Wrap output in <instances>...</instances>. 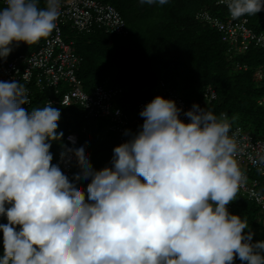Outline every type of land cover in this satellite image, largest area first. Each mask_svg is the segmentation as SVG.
Wrapping results in <instances>:
<instances>
[{"label": "clouds", "instance_id": "clouds-1", "mask_svg": "<svg viewBox=\"0 0 264 264\" xmlns=\"http://www.w3.org/2000/svg\"><path fill=\"white\" fill-rule=\"evenodd\" d=\"M219 3L234 20L264 10V0ZM60 15L61 0H3L0 58L14 42L48 37ZM28 102L22 83L0 81V264H264V241L253 243L247 218L227 208L247 181L230 135L235 117L193 104L185 123L174 100L156 96L111 167L94 170L85 147L62 145L61 161L74 155L81 169L70 182L50 152L63 137L60 111L48 102L29 113ZM251 163L264 172V155Z\"/></svg>", "mask_w": 264, "mask_h": 264}, {"label": "trees", "instance_id": "trees-1", "mask_svg": "<svg viewBox=\"0 0 264 264\" xmlns=\"http://www.w3.org/2000/svg\"><path fill=\"white\" fill-rule=\"evenodd\" d=\"M97 1L114 6L125 20V28L122 33L96 29L78 36L74 50L82 60L77 74L84 91L91 93L99 85L121 88L123 92L112 103L113 110L120 108L140 119L141 130L144 118L136 112V104L152 97L147 88L175 92L190 106L199 104L206 89L213 88L217 99L207 110L217 116L226 113L229 120L235 117L231 131L242 126L255 137H264V103L260 104L264 101V77H260L264 73V48L253 43L245 52L237 53L222 41L219 32L196 20V13L202 9L224 17L226 9L217 5V0H168L162 6L142 4L140 0ZM40 6L44 7V0H40ZM263 14L261 10L248 16L251 25L258 23ZM12 46L16 51L9 56L37 49V44L23 42H14ZM29 89L32 101L25 108L29 113L43 107L48 99L58 102L61 97L51 89L40 91L34 85ZM52 106L61 113L57 131L63 132L61 141L52 142V163L58 164L62 145L70 148L67 135L75 134L94 170L111 167L114 147L124 142L117 133L108 131V118H86L87 111L78 103L62 106L58 102ZM127 130L130 134H124L125 142L138 132L132 125ZM80 172L77 162L73 163L72 173ZM88 182L81 179L77 183L86 190ZM258 189L264 191V185ZM228 206L230 213L247 218L249 228L244 232L253 233V243L264 241V208L260 204L238 191L237 198ZM0 223H7L6 218L0 217ZM234 264L242 262L235 258Z\"/></svg>", "mask_w": 264, "mask_h": 264}, {"label": "built area", "instance_id": "built-area-1", "mask_svg": "<svg viewBox=\"0 0 264 264\" xmlns=\"http://www.w3.org/2000/svg\"><path fill=\"white\" fill-rule=\"evenodd\" d=\"M217 5L226 9L224 17L215 16L206 9H202L196 13V20L208 24L219 32L222 41L232 46L237 53L245 52L253 43L257 44V40L264 34V14L258 23L251 25L248 16L234 20L225 4H220L217 0ZM0 6H3V0H0ZM56 23L57 28L44 40L36 43V50L10 55L6 59L0 58V81L16 80L26 87L29 102L22 105L24 108L32 101L30 85L38 87L40 91L54 90L56 94L61 95L58 102L62 106L78 103L87 111L86 118H108V131L117 133L121 142H125L124 134L127 127L132 125L135 131H139L141 120L137 117L133 119L120 108L113 110L112 103L123 92L121 88L99 85L91 93L83 90L82 81L77 74L82 60L74 50V43H67L64 40V30L67 28L79 35L92 33L96 29H103L107 33H122L125 20L111 4H103L97 0H61V15ZM259 46L264 48V42ZM260 77H264V73L261 72ZM66 85L69 86L66 87ZM62 87L65 90H62ZM156 96L174 100L177 107L182 109L180 118L185 123L189 122L183 113L190 110L192 106L177 93L163 89H158L148 99L138 101L136 112L140 114ZM216 99L215 89L207 88L198 105L207 110ZM48 102L52 105L58 103L55 99H48L46 104ZM262 103L264 101L260 102ZM232 133H235L238 145L236 159L247 176L246 183L240 187L239 191L264 208V191L261 189L262 192H260L258 189L260 185H264V172L258 171L259 166L251 163L252 159L258 158V154L264 155V137L257 138L242 126L236 127L230 135ZM69 137L73 140H69ZM66 140L70 148H79L77 135L69 134ZM75 162L74 155L67 162L61 161V156H58V165L69 178L74 177L72 165ZM227 208L229 211V206Z\"/></svg>", "mask_w": 264, "mask_h": 264}, {"label": "rangeland", "instance_id": "rangeland-1", "mask_svg": "<svg viewBox=\"0 0 264 264\" xmlns=\"http://www.w3.org/2000/svg\"><path fill=\"white\" fill-rule=\"evenodd\" d=\"M78 36H79V34L77 32H72L69 28H67V29L64 30V40L67 43H70V42H72L74 44L77 43ZM11 48H12V51L10 52V54H13L14 51H16L15 50L16 47H14V46L11 45ZM146 92H147L148 95L151 94V96H152L154 94L155 90L154 89L151 90V89L147 88L146 89Z\"/></svg>", "mask_w": 264, "mask_h": 264}]
</instances>
